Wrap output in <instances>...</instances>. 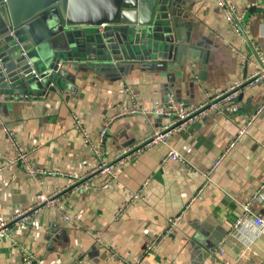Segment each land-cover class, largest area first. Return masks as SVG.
<instances>
[{"label":"crops","instance_id":"crops-1","mask_svg":"<svg viewBox=\"0 0 264 264\" xmlns=\"http://www.w3.org/2000/svg\"><path fill=\"white\" fill-rule=\"evenodd\" d=\"M230 1L243 14L240 32L226 22L216 0L174 2L171 35L178 52L167 62L146 55L121 60L111 72L68 69L54 90L31 86L28 95L14 94L8 100L7 94L0 95V167L16 156L13 139L32 165L50 173L33 177L19 162L0 168V219L9 221L40 194L66 189L59 210L41 211L29 228H13L10 238L0 240V264H23L24 248L44 264H72L77 258L81 264L264 262V231L252 221L264 220V111L206 178L264 102V84L242 91L238 113L199 120L166 145L116 166L108 188H101L108 176L95 173L86 177L90 188L72 193L65 175L89 174L100 160L112 162L105 154L115 157L164 125L166 120L155 115L118 116L135 105L128 87L136 94L135 103L150 109L170 97L195 106L232 86H246L259 62L255 48L264 57V0ZM76 116L99 156L84 144ZM110 119L102 140L100 130ZM170 149L185 163L162 164ZM139 190L144 198L133 199ZM247 205L249 213L244 212ZM72 214L78 220H66ZM179 214L173 236L145 254L147 244L163 234L167 219Z\"/></svg>","mask_w":264,"mask_h":264},{"label":"water","instance_id":"water-1","mask_svg":"<svg viewBox=\"0 0 264 264\" xmlns=\"http://www.w3.org/2000/svg\"><path fill=\"white\" fill-rule=\"evenodd\" d=\"M177 1L0 0V95L54 90L68 69L111 72L146 55L167 62L178 52L170 15Z\"/></svg>","mask_w":264,"mask_h":264},{"label":"built area","instance_id":"built-area-1","mask_svg":"<svg viewBox=\"0 0 264 264\" xmlns=\"http://www.w3.org/2000/svg\"><path fill=\"white\" fill-rule=\"evenodd\" d=\"M141 1V0H139ZM217 7L223 12L224 18L226 22H228L234 29L235 32H240V23L243 19V14L238 12L230 0H216ZM15 29L9 31V36L15 38V42L18 40L15 36ZM17 44V42H16ZM257 57L259 62L255 65L256 70L251 78L248 80L246 86L237 85L232 86L228 90L222 93H218L216 95H212L207 97L202 103L197 104L195 106H186L184 103H180L175 100V98L170 97L165 103L163 104H156L150 109H145L143 107H139L136 102V94L131 88H126V93L129 99L135 104L133 108L124 107L118 116L120 115H134V114H141V115H155L158 117H162L165 119V123L159 129L154 130L149 134L146 138L143 139L142 142L133 146L132 148L125 150L122 153L117 154L112 162L104 161L103 159L99 161L98 166L89 174L84 176H76L72 174H65L70 179V186L67 189H70L72 193H75L77 190L80 189H87L90 188V184H88L85 180L86 177L95 174L101 173L105 176H108V181L104 183L101 188H108L110 183L115 177V168L116 166L124 165L125 162L130 158L137 156L138 154L146 151L150 148H153L157 145H166L168 140L175 134L184 130L187 126H190L196 123L199 120L206 119L211 116L216 115H224V114H235L238 113L242 109V104L239 101V96L241 95L242 91L247 89L250 86L254 85H262L264 84V57L261 56L258 49L255 48ZM22 55H25V52H22ZM1 62V59H0ZM32 76L40 81V76L35 71H33ZM264 111V102L257 108V110L249 117V119L245 122V124L239 129L237 136L222 153L219 159L214 163L212 168L209 170V173L206 174V178H208L209 174H211L222 162L225 158L229 150L235 145L236 141L240 139L244 134L247 133L249 127L254 123V121L259 117V115ZM76 126H78L81 134V138L84 144L94 153L98 154L96 146L92 142V138L90 133L85 130L81 126V122L79 118L75 117ZM112 124V119L107 120L105 125L100 130V138H105L108 132L109 126ZM13 145L16 148V156L12 159L7 160L0 168H4L7 165H14L22 163L23 168L25 171L33 176L37 177L42 174H50L45 172L42 169H39L32 165L29 161L28 154L24 151L18 143L13 140ZM170 161H177L179 163H185V160L173 149H170L166 156L162 159V164H166ZM66 189L58 190L52 194H40L36 197V200L32 206L26 208L24 210H20L17 212L9 221H4L0 219V240L2 238H10V232L13 228H29L32 224L33 218L35 215L40 213L46 209H60L59 200L64 197ZM140 199L143 197V191L139 190L138 192L133 194V199ZM127 205L124 208H121L118 214H121ZM245 213L250 212V208L247 205L244 208ZM245 215V214H244ZM182 218V214H179L174 217H169L166 222V226L164 229L163 234L160 237L151 240L146 248L144 253L148 254L153 250H156L164 238L172 237L176 228L178 227ZM78 220L77 214H72V216H66V220L74 221ZM244 217L240 218L237 222L235 228L242 224L244 221ZM253 224L259 228L262 232L264 231V220L262 218L254 217L252 219ZM12 245L16 246V241L11 238ZM217 252L223 254L224 251L222 247H219ZM22 262L23 264H44L42 261L38 260L37 257L33 254L31 250L28 248H24L22 253ZM81 258H77L73 261L72 264H81ZM133 264H139L138 261H135ZM221 264H232L231 262L222 259ZM264 264V262L262 263Z\"/></svg>","mask_w":264,"mask_h":264},{"label":"rangeland","instance_id":"rangeland-1","mask_svg":"<svg viewBox=\"0 0 264 264\" xmlns=\"http://www.w3.org/2000/svg\"><path fill=\"white\" fill-rule=\"evenodd\" d=\"M113 157L114 156L112 154L110 156L105 154V157L104 158H106L107 160L111 161L113 159Z\"/></svg>","mask_w":264,"mask_h":264}]
</instances>
